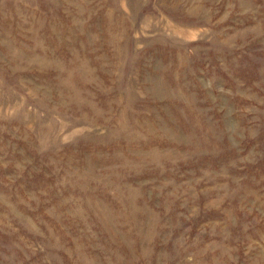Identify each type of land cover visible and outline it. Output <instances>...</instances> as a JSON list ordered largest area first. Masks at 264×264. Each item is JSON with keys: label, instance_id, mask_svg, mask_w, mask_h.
<instances>
[{"label": "rangeland", "instance_id": "1", "mask_svg": "<svg viewBox=\"0 0 264 264\" xmlns=\"http://www.w3.org/2000/svg\"><path fill=\"white\" fill-rule=\"evenodd\" d=\"M0 264H264V0H0Z\"/></svg>", "mask_w": 264, "mask_h": 264}]
</instances>
